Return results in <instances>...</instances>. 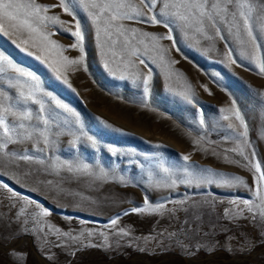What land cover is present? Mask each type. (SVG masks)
Masks as SVG:
<instances>
[{
  "label": "rangeland",
  "instance_id": "rangeland-1",
  "mask_svg": "<svg viewBox=\"0 0 264 264\" xmlns=\"http://www.w3.org/2000/svg\"><path fill=\"white\" fill-rule=\"evenodd\" d=\"M36 2L48 6L46 15L67 21L66 28L75 30L79 21L85 33V61L66 65L61 60V55L78 58L79 52L69 47L75 42L70 33L57 31L59 25L49 23L46 31L54 33L50 39L65 46L62 52L38 38L36 47L32 41L18 47L27 35L18 39L0 33V51L38 78L36 94L45 111L40 113L39 105L31 101L20 107L30 109L34 117L44 115L51 120L48 146L42 141L39 145L25 141L3 150L15 156L0 153V264H264V224L258 215L249 219L252 213L240 204L242 200L260 203L254 193L258 177L264 173V74L241 55L244 46L235 38V29L229 33V25L218 21L221 32L217 35L207 23L204 33L173 23L169 33L162 25L140 17L118 21L139 30L132 44L141 51L139 39L150 46L152 42L140 32L158 37L171 34L175 42H157L168 51H153L150 55L155 63L148 55L141 56L152 69L150 91L145 95L141 85L131 78L120 80L119 72L113 76L105 67L107 59L109 67L116 70L118 61L111 62L110 52L104 55L111 41L101 49L106 38L101 33L97 39L96 25L86 9L64 0L73 19L59 6V0ZM129 2L162 19V3L148 12L140 0ZM256 31L258 34V24ZM258 43L264 62V37ZM116 48L119 50L120 44ZM230 49L235 64L228 57ZM131 59L135 67H128V73L148 74L136 57ZM119 67L123 69L122 64ZM53 68L59 69V75ZM16 77L11 69L0 73V90L8 94L9 103L19 99V86L8 84L9 79L15 84ZM20 81L26 91L36 83L26 78ZM185 95L191 97V103ZM57 102L71 111H64ZM233 105L244 118V137L237 135L244 129L238 127L233 132L227 128L225 116L238 124L231 112ZM184 154L190 156L189 163L242 177L247 186L196 188L177 183L173 188H155V181L165 179L159 162L163 160L176 171L184 163L180 159ZM20 155L32 159L20 160ZM225 157L238 163H229ZM255 165L260 166L259 173ZM182 176L177 171L175 178ZM4 184L19 195H13ZM146 196L153 206L165 207L158 213H131L133 207L144 206ZM25 197L35 203H28ZM41 209L50 215L40 217L37 227L33 217ZM113 219L117 220L115 226L111 225ZM120 229L129 234H119ZM105 237L111 247L103 246ZM91 244L97 247H87ZM200 245L205 247L195 251Z\"/></svg>",
  "mask_w": 264,
  "mask_h": 264
},
{
  "label": "snow or ice",
  "instance_id": "snow-or-ice-1",
  "mask_svg": "<svg viewBox=\"0 0 264 264\" xmlns=\"http://www.w3.org/2000/svg\"><path fill=\"white\" fill-rule=\"evenodd\" d=\"M162 3V7L159 10V16L162 19H158L157 15H147V13L138 5L132 4L129 0H72L73 4L81 5L84 9L88 11V14L91 16L93 23L96 25V36L97 39H100L101 33H103L106 40L101 43V49H104L105 44L108 41H111L110 46L107 51L104 52V55L107 57L108 53H111L112 63H117L118 66L116 70H112L109 67V61L106 59L105 67L109 68L113 76L117 75L119 72L120 80L132 79L134 84H139L143 88V92L147 95L150 91V81L152 79L151 72L152 69L141 58L143 55H148L155 63V58L150 54L153 51H158L166 53L167 49H162L158 45L160 39H168L173 41L171 34L166 37H158L156 35L140 32L141 37L148 38L152 43L151 46L148 43H145L144 39H139L138 44L143 45V51L140 48L132 44V40L136 39L137 29H128L122 23H117L118 21L123 20H134L137 17L144 19L145 22H150L153 25H162L167 28L169 33H171L172 28L170 24H177L178 27L182 29H194L198 33H204L205 25L215 28L217 35L220 34L221 29L217 26L218 21L229 25L228 31L232 33V30L235 29L234 36L239 41L242 48L241 55L247 57L255 66L259 69L260 74H264V62L260 55L262 45L258 43V39L264 37V0H140V4L143 5L144 9H147L148 12H152L156 8L157 3ZM57 5H52L56 7ZM59 6L63 8L64 12L69 16H73L72 11L67 5H65L64 0H59ZM230 6L234 7V11L230 9ZM49 8L48 6L39 4L36 0H0V33H3L5 36H15L18 39L27 35L28 39H21L18 47L28 44L29 41H32V46L36 47L37 38L41 42H47L54 49H59L61 52L64 50L65 46L59 44L57 41L50 39L54 33L46 31L48 24L59 25L57 31H65L70 33L71 37L75 38V42L72 43L69 47L77 50L79 52V57L71 59L67 56L61 55V60L66 65H80L85 61V33L81 29L79 21L75 23V30H72L71 27H65L68 23L63 21L59 16L56 15H46ZM107 14V15H105ZM254 14H256L254 16ZM230 18V19H229ZM73 19L75 17L73 16ZM103 24V26H102ZM257 24L259 27V33L257 34L256 28ZM130 33V35H129ZM185 31V35H187ZM115 35L116 39H113ZM120 37H123V40H120ZM211 39V37H208ZM225 39L224 36L220 37ZM15 43V41H13ZM175 44V42L173 41ZM120 44V49L117 50L116 46ZM22 51H26V48H22ZM28 55H33L32 52H27ZM125 56L128 58L125 59ZM132 57H136L139 60L141 65H144L145 68H148V74L144 75L140 71L133 73H128L126 69L128 67H135V64L132 61ZM228 57L231 60V63L235 64L237 61L231 58V49L228 52ZM160 60L164 62V55L159 56ZM36 59H41L40 56H36ZM175 63V61H171ZM119 64L123 65V69L119 67ZM49 67H52L49 64ZM7 69H11L17 74L15 84L9 79L8 84L10 87L19 86V99L16 103H9L8 94L0 90V153H3V150L8 148L10 144L23 143L25 141H35L37 145L43 142L45 146H48L49 141V132L51 128V120L49 117L44 115H36L34 117L33 112L26 108L20 107V105H27L31 101L35 105H39L40 113L45 111V105L43 100L38 98L37 92L39 91L38 78L30 71L17 66L12 59L9 58L3 51H0V73H4ZM54 71L59 75V69L53 68ZM20 78H26L34 83L33 87H29L27 91L25 90L24 85L21 83ZM68 83L67 80L64 81ZM26 83V81H25ZM71 87V85H69ZM191 103V97L185 95L184 97ZM57 106L63 108L64 111H71L65 105L57 102ZM221 112H224L225 109H220ZM232 115L235 118L237 123L231 122L228 116H225V120H229L227 125L228 129H231L233 132H236L237 128L244 129L237 133L238 136L244 137L247 135V128L245 125L244 118L242 117L240 111L233 105L231 109ZM11 118V120H10ZM35 120V123H26L32 122ZM43 125L41 127L40 125ZM200 124H204V120H200ZM110 127V125H109ZM91 140L92 138L89 137ZM75 143V141H73ZM199 143V141H197ZM93 144L95 141L93 140ZM160 147V145H157ZM37 151H44V148L37 147ZM240 154L243 155V151L240 150ZM5 157L15 156V153L7 152L3 153ZM159 155V154H157ZM20 160L28 161L32 157L29 155H20L18 157ZM184 162L179 164L176 171L171 167L165 166L163 160L159 162V168L164 173L165 179L157 180L154 183L155 188L167 187L173 188L179 184H184L187 186H195L200 188L203 186L215 185L222 188H232L239 185L247 186L244 179L239 176L229 177L226 173L216 172L210 168H202L193 163H189L190 156L184 154L180 157ZM228 160L227 157H225ZM247 159V157H245ZM229 163H238L237 161L228 160ZM43 163V161H41ZM0 164H3V160L0 159ZM256 172H260V166L255 165ZM87 166H84L83 170H86ZM69 171H72L71 166H69ZM177 171L182 172L183 176L179 180L175 177ZM106 175V174H105ZM122 182L123 177L120 178ZM3 187L7 188L9 192H13V189L10 188L7 184H4ZM13 195H19L18 193L13 192ZM257 200L260 201L259 204H253L250 200H242L240 204L243 205L249 213H252V216L249 219L255 220L257 215L260 218L262 224H264V173H261L258 177V183L256 191L254 193ZM28 200L27 197L24 198ZM28 203L34 204V201L28 200ZM233 204H236V201H232ZM165 206L163 204H157L153 206L150 204L147 196L144 199L143 207H133L131 213H158ZM24 209H21V215H23ZM128 212H125V215H128ZM228 214L227 211L225 213ZM50 213L46 209H41V211L33 217L37 227L40 225V217H46ZM117 220L113 219L111 225L115 226ZM34 231L37 229H33ZM42 230V229H40ZM59 231V230H57ZM119 234L127 236L129 233L120 229ZM67 235V233H64ZM89 236L93 233L89 232ZM264 236V232L261 233ZM253 242V246H254ZM59 246V245H57ZM104 247H111L108 244L107 237H105ZM87 247H97L95 244L87 245ZM205 246L200 245L195 251L202 250ZM214 249L209 248V251ZM230 250V249H229ZM248 250L243 248L242 251ZM75 255V253H73ZM195 255V252L192 253ZM19 260V255L17 256ZM54 259V258H53Z\"/></svg>",
  "mask_w": 264,
  "mask_h": 264
}]
</instances>
